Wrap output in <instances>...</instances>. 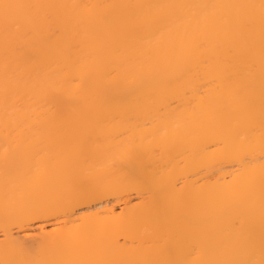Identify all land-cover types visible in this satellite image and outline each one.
Wrapping results in <instances>:
<instances>
[{"label": "bare ground", "instance_id": "bare-ground-1", "mask_svg": "<svg viewBox=\"0 0 264 264\" xmlns=\"http://www.w3.org/2000/svg\"><path fill=\"white\" fill-rule=\"evenodd\" d=\"M0 3L44 6L0 9V261L259 255V62L222 78L210 21L228 10L198 7L259 0Z\"/></svg>", "mask_w": 264, "mask_h": 264}, {"label": "snow or ice", "instance_id": "snow-or-ice-1", "mask_svg": "<svg viewBox=\"0 0 264 264\" xmlns=\"http://www.w3.org/2000/svg\"><path fill=\"white\" fill-rule=\"evenodd\" d=\"M44 7L42 5H25L0 3V9L4 10L6 25L10 21L11 9H25ZM73 9L89 10L99 7L98 5L73 4ZM201 8H221L228 10L224 15L213 18L210 23L216 31L217 54L229 62L230 67L222 70V78L229 81H237L247 77L251 79L255 74L257 60L259 62V77L261 84L262 101H264V0L259 3H239L220 5H200ZM235 10V11H232ZM257 33L259 39L257 41ZM61 38L59 29L49 30L45 39L58 41ZM205 42L201 41L203 46ZM207 62V61H205ZM239 91V88L237 89ZM11 98L5 90V102ZM0 264H47L39 260H4ZM166 264H177L168 261ZM198 264H264V233L261 236L259 255L255 251H249L243 255H232L226 258L203 260Z\"/></svg>", "mask_w": 264, "mask_h": 264}]
</instances>
